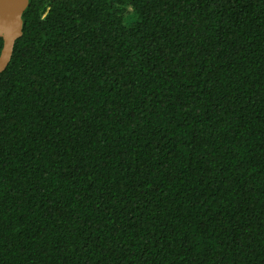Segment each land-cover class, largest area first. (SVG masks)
Instances as JSON below:
<instances>
[{
	"label": "trees",
	"instance_id": "1",
	"mask_svg": "<svg viewBox=\"0 0 264 264\" xmlns=\"http://www.w3.org/2000/svg\"><path fill=\"white\" fill-rule=\"evenodd\" d=\"M22 17L0 72V264H264V0Z\"/></svg>",
	"mask_w": 264,
	"mask_h": 264
},
{
	"label": "water",
	"instance_id": "2",
	"mask_svg": "<svg viewBox=\"0 0 264 264\" xmlns=\"http://www.w3.org/2000/svg\"><path fill=\"white\" fill-rule=\"evenodd\" d=\"M29 0H0V72L4 71L13 55L16 40L23 34V12Z\"/></svg>",
	"mask_w": 264,
	"mask_h": 264
}]
</instances>
